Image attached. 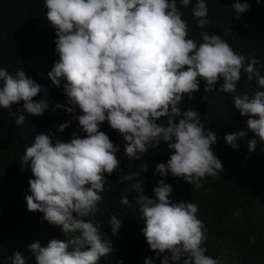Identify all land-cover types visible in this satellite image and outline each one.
<instances>
[{"label":"clouds","instance_id":"9594fccd","mask_svg":"<svg viewBox=\"0 0 264 264\" xmlns=\"http://www.w3.org/2000/svg\"><path fill=\"white\" fill-rule=\"evenodd\" d=\"M261 0H256L260 4ZM46 19L56 29L55 51L59 60L54 63L48 78L59 87L66 81L64 92L72 114L76 107L82 115L75 116L86 138L75 136L70 142L56 141L49 135L38 134L27 147L22 163L29 165L34 179L29 180L31 195L26 196L30 212L43 213L49 224L61 226L71 239H52L46 246L39 242L29 245L36 264H99L102 257L113 252L111 240L101 235V225L90 219L98 212L101 193L105 190V173L113 174L120 166L118 148L102 131L107 122L126 141L125 155L139 159L149 146L161 141L172 154L167 163L156 166L155 174L182 178L199 189L206 176L216 177L223 165L212 151L217 136L205 131L199 114L189 108L181 112L178 105L187 95L199 90L236 92L241 72L247 79H255L264 88V75L257 69V61L236 53L220 36L202 33L199 45L189 38L188 25L182 19L177 0H44ZM184 7L190 0H181ZM233 10L242 14L248 3L236 0ZM198 27L208 23L205 0H197L192 9ZM247 61V63H246ZM0 108L11 109L23 102L22 111L42 116L48 108L46 100L34 102L41 86L28 78L23 69L15 75L0 69ZM235 109L241 116H249L247 128L260 142H264V91L249 96L235 95ZM57 108L62 107L56 105ZM16 114V124L26 117ZM166 117V124L157 123ZM68 124L60 125L63 132ZM246 136L238 131L224 136L233 149ZM257 140L248 141L249 152L255 151ZM146 171V165H142ZM140 176L120 177L121 182ZM144 183V182H143ZM139 195L136 204L142 213V233L149 248L165 255L161 264H218L205 255L202 247L206 236L204 223L197 218L194 203H171V185L161 179L154 189V199L143 194V184L132 185ZM121 204L131 207L128 196ZM239 215V213H235ZM112 236L121 228L115 215L109 219ZM11 264H26L19 252L9 257ZM122 264V262H119ZM154 264V259H145Z\"/></svg>","mask_w":264,"mask_h":264},{"label":"trees","instance_id":"16d2710c","mask_svg":"<svg viewBox=\"0 0 264 264\" xmlns=\"http://www.w3.org/2000/svg\"><path fill=\"white\" fill-rule=\"evenodd\" d=\"M236 0H205L208 8L209 23L200 28L192 9L197 0H190L184 7L181 0L177 6L182 19L188 25L189 38L199 45L203 42L202 33L220 36L238 54L257 61L256 67L264 75V0H240L248 3L249 10L239 14L233 10ZM44 0H0V69H6L15 75L23 69L28 78L40 85L41 92L33 98L34 102L46 100L48 108L42 116H31L22 111L23 102L11 109L0 108V264H11L9 257L19 252L26 264H36L29 245L39 242L46 246L52 239L67 241L74 234H67L61 226L49 224L43 213L30 212L27 209L26 196L31 195L29 180L34 179L29 165L22 163L27 147L34 143L38 134L49 135L56 141L70 142L72 138H86L78 120L82 115L76 107L72 114L65 109L72 107L64 92L66 81L61 80L59 87L48 78L54 63L59 60L56 53V29L46 19ZM247 63V61H246ZM3 82L0 81V86ZM221 79L216 90L204 91L206 83L200 80L199 90L187 95L178 105L181 112L189 108L199 114L205 131H212L217 136V143L212 151L223 165V171L216 177L206 176L201 187L188 185L182 178L171 174L161 177L155 174L156 166L167 163L172 150L161 141L155 148L149 146L147 153L139 154V159H129L125 155L126 141L107 122L100 125L118 148L116 153L120 166L113 174L105 173V190L102 200L97 205L98 212L89 218L101 225L102 238L111 240L113 252L102 257L99 264H145V259H154V264H161L165 255L153 252L142 233L144 221L136 204L138 193L132 185L143 184V194L154 197V189L163 179L171 185L169 196L171 203H194L198 206L197 218L206 228V239L202 247L205 255L215 259L218 264H264V142L248 130L249 116H241L235 109L233 97L247 93L254 95L260 88L255 79L249 81L241 72L236 92H221ZM56 105L62 107L57 108ZM26 117L23 124H16V114ZM163 117L157 123L166 124ZM69 126L59 132L60 125ZM238 131H245L246 136L237 142L233 149L224 140V136ZM256 139L255 151L249 152L248 141ZM146 165V171L141 168ZM140 176L121 182L120 177ZM144 182V183H143ZM128 196L131 207L121 204V198ZM239 213L236 215L235 213ZM115 215L121 220V228L116 236L111 234L109 219ZM171 264V261H170ZM183 264V258L177 262Z\"/></svg>","mask_w":264,"mask_h":264}]
</instances>
